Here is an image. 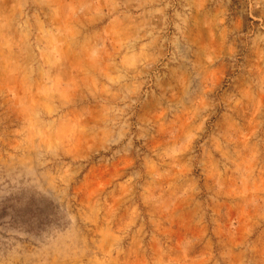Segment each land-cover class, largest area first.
I'll use <instances>...</instances> for the list:
<instances>
[{"label": "rangeland", "instance_id": "374dc122", "mask_svg": "<svg viewBox=\"0 0 264 264\" xmlns=\"http://www.w3.org/2000/svg\"><path fill=\"white\" fill-rule=\"evenodd\" d=\"M0 264H264V0H0Z\"/></svg>", "mask_w": 264, "mask_h": 264}]
</instances>
